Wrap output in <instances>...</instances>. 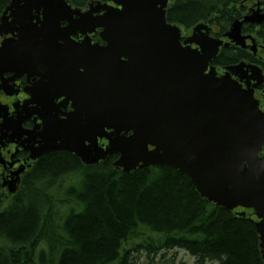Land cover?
<instances>
[{
  "label": "water",
  "instance_id": "1",
  "mask_svg": "<svg viewBox=\"0 0 264 264\" xmlns=\"http://www.w3.org/2000/svg\"><path fill=\"white\" fill-rule=\"evenodd\" d=\"M42 1L11 0L4 9L2 19L9 12L10 24L20 26L16 28L17 39L0 44V76L18 65L20 57L24 56L25 63L28 57H34L32 48L59 47L56 40L64 36L54 25L69 19L73 10L64 0H58L56 10L49 12L53 19L43 13L41 26L36 27L29 22L30 9L38 8ZM112 1L116 7L104 3V16L86 12L79 20L104 27L106 59L128 57L110 70L106 69V60L104 70V79L119 88L117 99L105 101V112L115 122V131L101 153L84 147L70 150L87 163L95 162L98 155L117 152L113 165L122 171L168 166L186 174L197 191L215 204L229 210L251 208L264 253V113L254 99L253 89L242 87L229 74L215 78L204 73L205 63L213 57L219 41L198 39L196 32L205 26L196 23L184 40L189 45L183 46L179 26L166 20L168 0ZM256 10L242 21L235 20L226 35L243 46L242 22L264 21V13ZM6 24H0V31ZM193 42L202 47L203 53L190 49ZM150 49L154 58L146 60ZM241 65L245 63L228 68L238 72ZM248 68L260 72L255 65L249 64ZM128 130L132 132L126 134Z\"/></svg>",
  "mask_w": 264,
  "mask_h": 264
},
{
  "label": "trees",
  "instance_id": "2",
  "mask_svg": "<svg viewBox=\"0 0 264 264\" xmlns=\"http://www.w3.org/2000/svg\"><path fill=\"white\" fill-rule=\"evenodd\" d=\"M246 1L173 0L166 18L227 28ZM253 219L209 201L168 166L82 170L50 155L0 200V264H184L181 252L193 264H264Z\"/></svg>",
  "mask_w": 264,
  "mask_h": 264
},
{
  "label": "flooded vegetation",
  "instance_id": "3",
  "mask_svg": "<svg viewBox=\"0 0 264 264\" xmlns=\"http://www.w3.org/2000/svg\"><path fill=\"white\" fill-rule=\"evenodd\" d=\"M57 2L45 0L38 8H31V25L40 27L43 13L53 19L49 12L56 10ZM64 2L73 12L69 19L59 20L54 25L58 33L64 36L56 40L59 47L32 48L30 50L35 54L34 57H28L27 63L24 56L20 57L18 65L3 71L0 76V200L19 193L26 177L46 156L60 155L74 159L82 170L89 166L98 167L104 162L113 166L119 156L117 152L105 157L98 155L95 162L87 163L74 150H70L84 147L101 153L109 144L108 136H112L115 131V122L105 112V101L106 98L117 99L119 88L114 86L113 81L104 79V70L118 67L128 57L119 55L106 59L104 27L89 25L87 21L79 20V17L86 12L101 17L105 12L104 3L116 5L110 0ZM255 2L246 1V6L239 4L238 10L242 13L227 28L217 21L204 19L198 22L203 23L205 28L196 33L198 39L210 37L214 39L212 42L219 41L213 57L205 63L204 73H211L215 78L229 74L242 87L252 88L254 99L264 113V21L242 22L240 34L245 37L243 46L226 35L235 20L242 21L244 15L256 11L253 8ZM52 4L54 8L50 7ZM61 8L64 9L63 6ZM4 9L0 14V24L4 21L7 24L0 31V44L7 39H17L19 32L16 28L20 26L18 23L10 24L12 16L9 12L5 20L2 19ZM262 11L264 3L260 4ZM178 26L180 43L189 45L184 40L191 35L192 26ZM42 42L46 43L47 40ZM190 47L203 53L197 43H191ZM152 58L154 55L151 50L146 60ZM106 60L109 62L105 69ZM240 62L245 63V66L241 65L242 69L238 72L228 68ZM249 64L257 66L263 77L256 69L249 70ZM131 132L128 130L126 134ZM261 153H264V145Z\"/></svg>",
  "mask_w": 264,
  "mask_h": 264
},
{
  "label": "rangeland",
  "instance_id": "4",
  "mask_svg": "<svg viewBox=\"0 0 264 264\" xmlns=\"http://www.w3.org/2000/svg\"><path fill=\"white\" fill-rule=\"evenodd\" d=\"M260 51L262 52V49H260ZM168 256H170V254ZM179 258L182 259V261H184V264H193V258L189 255H186L185 252H181Z\"/></svg>",
  "mask_w": 264,
  "mask_h": 264
}]
</instances>
